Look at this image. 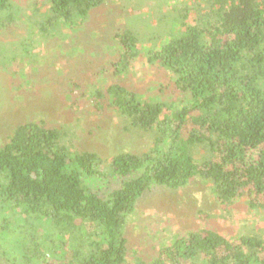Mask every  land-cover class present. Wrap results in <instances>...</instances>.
Returning <instances> with one entry per match:
<instances>
[{
    "label": "trees",
    "instance_id": "1",
    "mask_svg": "<svg viewBox=\"0 0 264 264\" xmlns=\"http://www.w3.org/2000/svg\"><path fill=\"white\" fill-rule=\"evenodd\" d=\"M107 1L50 0L49 21L78 24ZM12 9L13 0H0V26L14 22ZM165 15L170 25L160 41L151 33L152 45L129 28L115 33L114 75L91 91L96 111L150 134L146 150L104 158L71 149L61 129L36 119L0 145L2 264H264L263 233L232 240L210 226L176 232L145 255L131 249L125 228L153 186L199 178L224 211L241 199L264 206V0H177L158 25ZM140 55L165 73L178 102L117 81Z\"/></svg>",
    "mask_w": 264,
    "mask_h": 264
},
{
    "label": "rangeland",
    "instance_id": "2",
    "mask_svg": "<svg viewBox=\"0 0 264 264\" xmlns=\"http://www.w3.org/2000/svg\"><path fill=\"white\" fill-rule=\"evenodd\" d=\"M176 1H107L70 26L49 21L50 0H13L15 20L0 26V145L15 125L36 119L61 129L62 142L71 149L95 151L104 158L146 150L150 134L125 131L127 120L113 110L96 111L91 91L107 83L98 80L112 79L114 67L109 65L119 49L115 33L129 28L141 37L142 46L153 44L152 34L160 41L158 33L170 20L165 15L158 25L157 19ZM173 26L174 32L183 28L178 22ZM103 65L109 67L103 70ZM115 75L144 97L180 99L165 73L152 69L145 56L136 57L128 72ZM198 179L181 189L153 186L139 199L125 228L132 250L145 255L159 241L196 227H214L232 240L245 233L264 234V206L251 209L241 199L224 211L207 181Z\"/></svg>",
    "mask_w": 264,
    "mask_h": 264
}]
</instances>
